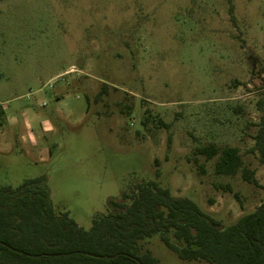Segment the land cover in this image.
Instances as JSON below:
<instances>
[{
	"label": "rangeland",
	"instance_id": "374dc122",
	"mask_svg": "<svg viewBox=\"0 0 264 264\" xmlns=\"http://www.w3.org/2000/svg\"><path fill=\"white\" fill-rule=\"evenodd\" d=\"M0 110V188L45 178L55 213L88 230L108 198L155 182L225 228L264 200L251 151L264 0H0ZM209 144L238 149L258 185L193 155ZM144 247L159 264H200L157 235Z\"/></svg>",
	"mask_w": 264,
	"mask_h": 264
},
{
	"label": "trees",
	"instance_id": "16d2710c",
	"mask_svg": "<svg viewBox=\"0 0 264 264\" xmlns=\"http://www.w3.org/2000/svg\"><path fill=\"white\" fill-rule=\"evenodd\" d=\"M229 14L233 8L230 5ZM3 112L0 110V121ZM264 166V113L253 137ZM194 156L217 157L214 173L257 186L238 149L213 144ZM196 163V158L192 159ZM158 174L156 173V177ZM225 189L231 190L229 186ZM234 199L239 200L237 193ZM107 213L83 230L67 213H55L45 178L0 188V264H159L143 243L154 236L182 262L264 264V200L233 224H221L187 198H176L155 182L137 185L128 196L108 198Z\"/></svg>",
	"mask_w": 264,
	"mask_h": 264
},
{
	"label": "crops",
	"instance_id": "0c3cea01",
	"mask_svg": "<svg viewBox=\"0 0 264 264\" xmlns=\"http://www.w3.org/2000/svg\"><path fill=\"white\" fill-rule=\"evenodd\" d=\"M9 123L10 124H8V125H10L11 127H13L16 124V122H15V120L13 118L10 119ZM4 134H6V131H4V129L0 127V149H2V148H7L8 149V148L11 147V143H10L11 141L6 139L5 137H2V136H4ZM28 142L31 145L34 144L32 138H29Z\"/></svg>",
	"mask_w": 264,
	"mask_h": 264
}]
</instances>
